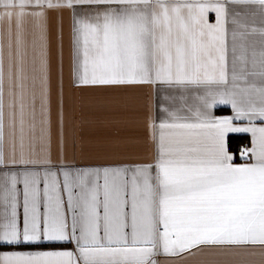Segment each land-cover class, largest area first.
Here are the masks:
<instances>
[{
  "label": "snow or ice",
  "instance_id": "1",
  "mask_svg": "<svg viewBox=\"0 0 264 264\" xmlns=\"http://www.w3.org/2000/svg\"><path fill=\"white\" fill-rule=\"evenodd\" d=\"M64 12L73 88L152 90V162H52L66 131L49 34ZM233 134L249 144L233 148ZM204 249L264 264V0H0V264Z\"/></svg>",
  "mask_w": 264,
  "mask_h": 264
},
{
  "label": "crops",
  "instance_id": "2",
  "mask_svg": "<svg viewBox=\"0 0 264 264\" xmlns=\"http://www.w3.org/2000/svg\"><path fill=\"white\" fill-rule=\"evenodd\" d=\"M215 23V14H209ZM50 54L53 99L61 84L65 96V144L61 148L54 136L52 162L94 167L149 163L154 147L146 128V116L154 95L147 87L130 89L109 87L73 88L70 84L71 18L68 12L54 16L50 25ZM62 70V71H61ZM131 113V115H126ZM214 115H231V108L218 105ZM248 139L246 134H233ZM70 248L71 245H65ZM239 258L222 255L217 249H204L186 258L160 256L158 264H235ZM259 264V255L248 257Z\"/></svg>",
  "mask_w": 264,
  "mask_h": 264
},
{
  "label": "trees",
  "instance_id": "3",
  "mask_svg": "<svg viewBox=\"0 0 264 264\" xmlns=\"http://www.w3.org/2000/svg\"><path fill=\"white\" fill-rule=\"evenodd\" d=\"M247 142H248V139H246V138L236 137V136L232 137L233 148H237V147L240 148L241 145L247 144Z\"/></svg>",
  "mask_w": 264,
  "mask_h": 264
},
{
  "label": "built area",
  "instance_id": "4",
  "mask_svg": "<svg viewBox=\"0 0 264 264\" xmlns=\"http://www.w3.org/2000/svg\"><path fill=\"white\" fill-rule=\"evenodd\" d=\"M240 148H242V147H240Z\"/></svg>",
  "mask_w": 264,
  "mask_h": 264
}]
</instances>
